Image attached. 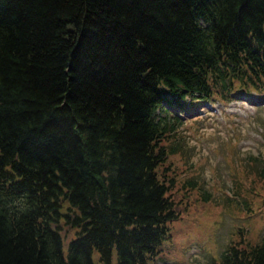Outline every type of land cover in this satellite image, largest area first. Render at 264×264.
Instances as JSON below:
<instances>
[{"label":"trees","instance_id":"trees-1","mask_svg":"<svg viewBox=\"0 0 264 264\" xmlns=\"http://www.w3.org/2000/svg\"><path fill=\"white\" fill-rule=\"evenodd\" d=\"M238 34H264V0H0V264H148L172 206L161 102L211 96Z\"/></svg>","mask_w":264,"mask_h":264},{"label":"rangeland","instance_id":"rangeland-1","mask_svg":"<svg viewBox=\"0 0 264 264\" xmlns=\"http://www.w3.org/2000/svg\"><path fill=\"white\" fill-rule=\"evenodd\" d=\"M243 104L242 102H239L238 104H232V107L229 109L232 110L238 118L246 117V113L251 110L248 105H246L247 103ZM211 122H214V118L206 123L205 134L209 137H213L216 140L206 145H200L198 141L194 140V138H191L192 140L190 143V145L194 148L189 150L193 155L189 161H198L202 155H205L209 158L205 163H203V166L201 167L205 174L200 176V180H202L205 184H201L199 186V196L207 193L205 189L206 187L211 189V185H213V187L217 186L218 188L223 189L225 192H228L231 189V183L236 179L235 177H230V174L226 172L224 165H226L227 162L223 161L222 159L215 158V155L213 154L214 148H211L216 147L218 140H223V135L229 134L230 125H226L221 118L217 119L216 124H211ZM242 129L244 130V135L242 137L243 142L239 145V147L252 145L254 142L260 144V139L257 135H248L245 132V128L242 127ZM208 199L212 201L208 207L211 209V211H213L214 215H224V211L227 210L224 208V206L227 205V198H223L222 195L218 197V193H216L214 196H210ZM246 200L249 204L253 202L249 198H246ZM197 226L199 232L189 224L183 226L175 223L169 224V227H173L172 233L174 235V241L171 243V245L174 249V253L172 255L175 257H166V260H171L174 258L178 264H182L185 260H187V257H190L185 264L211 263V261L216 257L215 255L219 254L220 250L223 249L230 240L228 230H222L218 228L214 234L212 232H206L205 230L207 229L202 227L201 222H197ZM230 227L233 228V225H230ZM201 231H203V235L200 234ZM261 234L262 232L259 231V237ZM211 244H214V246L211 247ZM185 245H187L190 250V252H188L186 255L185 252L183 253V248ZM168 263H172V261H169Z\"/></svg>","mask_w":264,"mask_h":264}]
</instances>
